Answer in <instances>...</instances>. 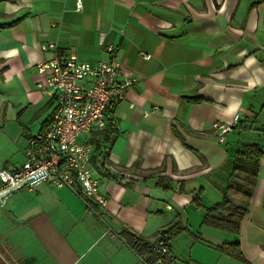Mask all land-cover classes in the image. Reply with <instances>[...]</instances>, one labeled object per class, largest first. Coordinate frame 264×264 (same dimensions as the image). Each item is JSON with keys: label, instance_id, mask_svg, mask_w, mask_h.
Segmentation results:
<instances>
[{"label": "crops", "instance_id": "crops-1", "mask_svg": "<svg viewBox=\"0 0 264 264\" xmlns=\"http://www.w3.org/2000/svg\"><path fill=\"white\" fill-rule=\"evenodd\" d=\"M100 35L137 81L113 104L110 145L97 131L79 138L94 145L104 205L77 186L20 187L0 206V250L17 264H146L128 231L149 244L166 238L172 264H264V159L238 235L201 226L204 210L190 204L197 191L204 208L221 201L235 143L264 150V0H0V113L15 115L25 142L22 161L0 170L23 165L50 118L37 65L110 62ZM235 115L240 135L233 128L220 144L218 127ZM159 177L189 194L158 188ZM233 243L241 260L216 249Z\"/></svg>", "mask_w": 264, "mask_h": 264}, {"label": "built area", "instance_id": "built-area-1", "mask_svg": "<svg viewBox=\"0 0 264 264\" xmlns=\"http://www.w3.org/2000/svg\"><path fill=\"white\" fill-rule=\"evenodd\" d=\"M81 9L82 4L76 3V11ZM98 44L112 57L110 62L90 65L74 57H55L37 65L39 73H48L45 85H39V88L51 100L53 109L41 135L28 143L23 165L15 171L0 170V193L23 181L25 186L38 183H48L55 188L73 189L77 186L86 199L104 205L95 176L98 165L94 159V145L89 138L83 141L79 138L91 131H104L108 109L123 101L128 88L137 81L131 74L122 71L115 59L117 48L105 44L103 35L99 36ZM46 49V46L41 47L42 51ZM141 57L150 59V55L143 53ZM241 119L235 115L230 124L218 127L220 144ZM103 165L106 166L105 163ZM108 169L110 173L114 172ZM42 170L46 176L28 183L27 178ZM116 174L117 171L114 172ZM9 196L5 195L3 201ZM150 251L159 258L160 264H172L166 238L151 243Z\"/></svg>", "mask_w": 264, "mask_h": 264}, {"label": "trees", "instance_id": "trees-1", "mask_svg": "<svg viewBox=\"0 0 264 264\" xmlns=\"http://www.w3.org/2000/svg\"><path fill=\"white\" fill-rule=\"evenodd\" d=\"M112 114L113 105L110 106L107 111L106 128L100 133L101 139L108 145L112 143L115 133ZM237 126L234 127V130L235 128L237 129V131H235L238 132L237 136H239L241 133V131H239L240 126ZM97 148L99 149V147ZM231 158L233 159L232 167L227 178L221 201L213 204L209 208H204L200 198L201 191H197L191 199L190 204L195 210H204L201 226L217 229L231 235H238L241 223L250 210L251 199L260 173V164L264 159V150L257 143L237 142L234 144ZM156 186L164 191L189 194L182 189L181 182L177 183L178 187H175L170 183V180L165 177H159ZM180 231L181 230L177 229V225H175L162 232L165 235L171 232L175 234ZM122 235L128 242V245L146 264H156L159 261V258L150 251V244L144 239L128 231H125ZM216 249L221 254L237 260L242 259L238 243L223 244L216 247Z\"/></svg>", "mask_w": 264, "mask_h": 264}, {"label": "rangeland", "instance_id": "rangeland-1", "mask_svg": "<svg viewBox=\"0 0 264 264\" xmlns=\"http://www.w3.org/2000/svg\"><path fill=\"white\" fill-rule=\"evenodd\" d=\"M11 116L7 109L0 113V169L5 161L16 165L23 159L25 142L21 138V128L14 121L15 115ZM209 195L206 194L204 199Z\"/></svg>", "mask_w": 264, "mask_h": 264}, {"label": "water", "instance_id": "water-1", "mask_svg": "<svg viewBox=\"0 0 264 264\" xmlns=\"http://www.w3.org/2000/svg\"><path fill=\"white\" fill-rule=\"evenodd\" d=\"M216 20L221 24V26H224V17L221 16H217ZM46 176V173L44 170L36 173L35 175L27 178L28 183L32 184L33 182L41 179L42 177ZM25 181H23L22 183L18 184L17 186H13L7 190H5L4 192L0 193V206H4V201H3V197L5 195H10L11 193H13L18 187H23L25 186Z\"/></svg>", "mask_w": 264, "mask_h": 264}, {"label": "flooded vegetation", "instance_id": "flooded-vegetation-1", "mask_svg": "<svg viewBox=\"0 0 264 264\" xmlns=\"http://www.w3.org/2000/svg\"><path fill=\"white\" fill-rule=\"evenodd\" d=\"M0 264H17V261L0 250Z\"/></svg>", "mask_w": 264, "mask_h": 264}]
</instances>
